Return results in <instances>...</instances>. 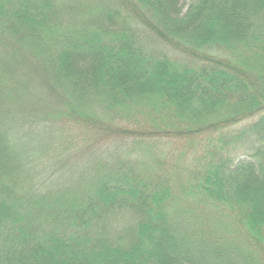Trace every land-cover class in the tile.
Here are the masks:
<instances>
[{
    "label": "trees",
    "instance_id": "16d2710c",
    "mask_svg": "<svg viewBox=\"0 0 264 264\" xmlns=\"http://www.w3.org/2000/svg\"><path fill=\"white\" fill-rule=\"evenodd\" d=\"M261 41L264 0H0V264H264Z\"/></svg>",
    "mask_w": 264,
    "mask_h": 264
},
{
    "label": "rangeland",
    "instance_id": "374dc122",
    "mask_svg": "<svg viewBox=\"0 0 264 264\" xmlns=\"http://www.w3.org/2000/svg\"><path fill=\"white\" fill-rule=\"evenodd\" d=\"M247 1V0H246ZM225 12H230V7H226V6H221L214 14L212 13V15H216V14H222ZM206 27V24H204V27ZM212 53H220V54H227L226 51H224V49H220L215 50L212 49L211 50ZM264 51V43H262V41L260 42V44H258V46L253 50V53H257L258 54V59L257 58H253L252 56H247V57H243L242 59H238L241 62V65L244 66L245 68L251 70L254 69L256 72L264 75V54H262V52ZM246 55V52H245ZM256 117V116H255ZM243 124V122L241 123ZM241 124H239L237 127H239Z\"/></svg>",
    "mask_w": 264,
    "mask_h": 264
}]
</instances>
